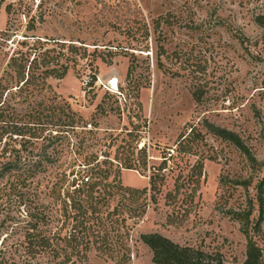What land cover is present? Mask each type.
Returning a JSON list of instances; mask_svg holds the SVG:
<instances>
[{
	"label": "rangeland",
	"instance_id": "rangeland-1",
	"mask_svg": "<svg viewBox=\"0 0 264 264\" xmlns=\"http://www.w3.org/2000/svg\"><path fill=\"white\" fill-rule=\"evenodd\" d=\"M9 5L12 15L5 13ZM159 16L167 23L153 31ZM255 16H264V0H0V33L7 20L12 31L8 48L0 47V80L14 46L25 49L17 45L23 36L27 44L33 42L30 36L49 39L43 49L56 43L77 48L72 61L58 58L67 69L58 78L56 65L46 92L38 88L32 97L15 96V123H25L40 102L62 114L72 112L75 124L43 125L47 139L34 142L30 151L45 147L53 159L30 182L0 178V264H56L66 257L64 264H154L139 239L152 233L216 256L222 264H243L250 240L264 264V202L254 229L255 189L264 175V30ZM160 45L162 71L150 54ZM61 52L68 55L65 47ZM91 76L95 84L85 85ZM104 84L118 86L122 96L107 92ZM193 89L199 103L191 97ZM187 126L194 129L189 154L172 153ZM208 126L237 135L249 158L210 134ZM19 143L15 139V147ZM83 157H94L109 171L97 191L104 196L95 204L101 222H87L93 226L83 233L77 255L59 239L53 240L61 249L57 259L50 253L31 255L25 235L39 212L45 221L37 230L51 236L69 230L67 216L75 211L60 174L73 170L88 177L78 165ZM34 160L21 157L22 164ZM197 164L200 173L191 170ZM161 167L154 202L148 176ZM112 178L121 188L147 191L133 201L109 188ZM114 218L121 222L113 223ZM64 219L69 225L60 232ZM102 235L108 245L101 243Z\"/></svg>",
	"mask_w": 264,
	"mask_h": 264
},
{
	"label": "trees",
	"instance_id": "trees-1",
	"mask_svg": "<svg viewBox=\"0 0 264 264\" xmlns=\"http://www.w3.org/2000/svg\"><path fill=\"white\" fill-rule=\"evenodd\" d=\"M12 11L11 5L5 7V13L7 15H12ZM253 20L264 30V16H255ZM166 23L167 22L164 17L159 16L154 21V26L152 27L153 31H155L158 27L166 25ZM5 25L6 27L4 31L0 33V47L8 48L6 41L11 36L12 31H10L7 27L8 20ZM30 29H32V26H30L29 30ZM30 37L33 39V42L30 44L24 42L27 40V36H23L24 40L17 42L18 46H25L24 50L14 46L11 53L7 55V59L2 69L4 79L0 80V159L3 161L0 166V178L4 175H12L15 179L19 180L22 185L26 181L30 182L37 174L42 172L46 164L52 163L53 156L46 153L45 147L37 154H33L30 151L34 142L37 140L44 141L47 139V136H44V132H46L47 129L45 128L46 126L43 125H47L49 121H52V126L58 123L59 126L73 128L75 124V117L72 112L62 114L61 110L43 105L40 102L36 103V106L29 110L32 113L26 115L27 119L25 123H15V119L17 118V113L15 111V96L23 95L25 97L26 95L32 97L33 94L46 92L49 89L46 79L53 75L54 72H57L55 68L56 65H58V68L61 69L60 74H55L58 75V78H61L67 69L66 65L59 64L58 58L63 56L64 61L68 59L72 61V59H75L74 55L77 50V48L72 44L65 43H56L49 49H43V45L48 43L46 41L49 39L41 42L36 37ZM156 40L160 41V34L157 35L155 41ZM64 47L66 48L68 55H64L61 52V49ZM164 53L165 50L161 45L156 46L155 50L150 53L153 55L155 68L159 71H162L163 69L160 58L164 55ZM52 61L53 64H51ZM167 71H170V74L173 76L178 75V70L172 71L168 69ZM89 78L91 81L90 84H93L95 81L94 77L91 76ZM38 88L40 89L39 92L37 91ZM117 92L118 94L113 95L122 96L118 91V86ZM191 97L195 103L200 102V96L196 90L193 89ZM42 127H44V129ZM207 130L210 134L230 143L247 158H249L246 148L243 146L237 135L228 130L214 128L211 126H208ZM193 133V127L187 126L185 133L178 136L175 150H173L172 153L189 154L190 147H187L186 145L192 141L193 138L191 137H194ZM15 139L21 140V143H19L17 147H15ZM22 149H25L24 156H21ZM26 156L27 158L36 157V160L30 162V164H22L21 157ZM173 158L175 159V157ZM94 162V157H83L81 162L78 163L82 169L86 170L85 175L88 174V177L79 176L80 171L73 173V170L69 171L67 175L64 172L60 174L62 184H65L64 189L66 193V201L68 199L71 201L75 211L71 216H67L70 220L71 226L69 230L62 234L63 236L60 234L51 236L42 232L41 229L37 230L38 223H40V221H45L43 212H39L40 218L34 219V223L28 229L29 232L25 235L26 249L29 250L31 255L34 253H50L52 259H57L59 255H61V249L59 250L53 240L58 239V242L63 240L69 245L70 252L72 254L76 251V247L82 243L81 239L83 233L89 232L93 226L92 224H87V222L92 219L96 220V225L98 222H101V220L97 218L98 208H96L97 206H95V204H98L99 201L104 202V196L103 194H97V191L98 186L103 181L108 180L109 171L102 170L99 168L100 164ZM20 164L22 166H20ZM72 166L73 165H70L69 167ZM124 168L130 169L128 167ZM161 169H163V167L158 168L156 170L157 173L148 176V191L151 192L149 197H151L154 202L155 197L152 195H158L159 193L158 183L162 176L158 173ZM191 170L196 171V173H200L201 164L191 167ZM66 176H73V178H70L68 181L65 179ZM110 182L114 185L110 186V189H118L120 192L126 193L128 196L133 197V201H137L139 195H144L147 191L146 188L141 190L121 188L120 184L114 178H112ZM103 186L107 185L104 184ZM255 192L258 216L254 229L257 230L262 219L264 202V175L257 183ZM106 193L107 192L104 190V195H106ZM137 206H141L139 202L137 203ZM114 212H117L116 209H114ZM137 215L139 214H136V216ZM117 220L118 218H114L113 223L118 224ZM118 221L121 222V219ZM137 222L138 220L133 221L132 225L134 226ZM67 225H69V222L64 219L62 227L59 228L60 232H62V228ZM33 231H35L36 234H33ZM115 233L117 232L115 231ZM139 239L150 250L151 260L154 264H222L220 258L216 256L205 254L202 251L192 249L190 247L179 246L155 233L140 235ZM100 241L103 245L106 243L108 245L104 235L100 236ZM75 254L77 255V252H75ZM259 257L260 255L258 249L254 247L250 240H248L246 243L245 259L243 264H259ZM68 260L70 259L66 257L64 260H60L56 264H64L67 263Z\"/></svg>",
	"mask_w": 264,
	"mask_h": 264
},
{
	"label": "built area",
	"instance_id": "built-area-1",
	"mask_svg": "<svg viewBox=\"0 0 264 264\" xmlns=\"http://www.w3.org/2000/svg\"><path fill=\"white\" fill-rule=\"evenodd\" d=\"M83 82H84L85 85H88V84L91 83L90 78H89V79H86V80H83ZM94 84H95V81H94L93 85H94ZM103 87H104V89H105L107 92H109V93H111V94H118V92H117V86H115L114 89H111V88L106 87V84H104Z\"/></svg>",
	"mask_w": 264,
	"mask_h": 264
},
{
	"label": "water",
	"instance_id": "water-1",
	"mask_svg": "<svg viewBox=\"0 0 264 264\" xmlns=\"http://www.w3.org/2000/svg\"><path fill=\"white\" fill-rule=\"evenodd\" d=\"M106 87H108L107 85H106ZM109 88V87H108Z\"/></svg>",
	"mask_w": 264,
	"mask_h": 264
}]
</instances>
